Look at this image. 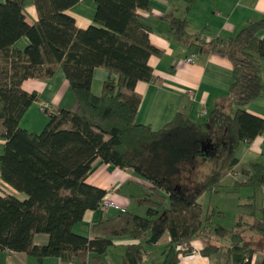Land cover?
Masks as SVG:
<instances>
[{
	"label": "trees",
	"instance_id": "trees-1",
	"mask_svg": "<svg viewBox=\"0 0 264 264\" xmlns=\"http://www.w3.org/2000/svg\"><path fill=\"white\" fill-rule=\"evenodd\" d=\"M78 0H33L37 20L26 22L23 0L0 2V135L5 144L0 154V177L27 197L0 195V247L36 255H54L65 263L104 264L103 254L122 235L156 242L168 231L162 260L154 264L183 262L179 246L199 235H209L212 213L198 201L204 190L217 192L222 178L237 163L239 144L264 134V118L245 105L264 92L261 62L264 59V16L246 23L235 35H216L201 41L203 53L227 55L233 65L228 90L207 114L195 121L177 111L162 127L153 129L136 122L141 94L137 81L155 78L148 64L151 54L162 50L149 41V26L138 9L149 0H95L94 24L78 27L65 10ZM175 37L185 45L191 33L183 18L171 20ZM28 37L23 49L15 45ZM61 66L76 99L75 109L43 111L49 120L40 132L27 131L19 121L38 94L21 86L28 77H49ZM103 67L110 76L99 93L91 88L93 70ZM202 120V122H201ZM131 167L147 179L148 190L140 203L146 214L126 207L90 225L92 236L77 233L73 225L87 209L99 208L106 190L89 183L93 161ZM209 162L202 180L196 160ZM249 186H264L263 165L252 161L244 170ZM244 205L254 206V195ZM214 211V210H213ZM254 210H251L253 214ZM220 213V212H219ZM259 236L245 237L239 229L215 227L228 244L208 242L202 255L223 252L226 264H252L255 255L264 264V202L261 217L237 219ZM45 232V244L34 243V233ZM137 262L144 261L143 244L128 246Z\"/></svg>",
	"mask_w": 264,
	"mask_h": 264
},
{
	"label": "crops",
	"instance_id": "crops-1",
	"mask_svg": "<svg viewBox=\"0 0 264 264\" xmlns=\"http://www.w3.org/2000/svg\"><path fill=\"white\" fill-rule=\"evenodd\" d=\"M22 11L27 23L33 24L37 20L33 0H23ZM65 11L73 16L78 27L84 28L95 23V0H78ZM138 11L149 26L150 43L162 50V53L151 54L148 57V64L152 67L155 78L150 81L140 80L135 84V90L141 94L136 122L158 129L177 111L186 113L195 121L200 120L203 118V108L209 110L218 96L228 90L233 77L231 60L222 53H203L199 43L202 40L210 41L216 35L233 36L249 21L263 17L264 0H149L148 9L140 8ZM173 18H184L187 21L186 29L191 33L192 39L189 45L182 44L175 37L171 23ZM263 33L264 30L260 35ZM27 43L28 37L22 35L15 45L23 49ZM187 57H193V60L186 61ZM109 76L108 69L95 67L91 82L92 90L99 93L102 83ZM261 77L264 83V59L261 62ZM21 86L28 92L35 91L38 94L37 99L28 105L19 121V125L27 131L40 132L49 120L48 113L41 109L42 103L48 104L54 110L76 108L75 96L61 66H58L49 77L23 79ZM244 107L248 112L264 118V92ZM4 144L5 137L0 135V154ZM236 155L238 161L222 178L221 186L226 184L234 189L238 187L242 189V185H245L243 182L247 179L244 170L248 169L250 162L260 161L264 172V134H258L249 142H241ZM93 165V170L86 178L89 183L104 188L105 193L109 192L118 207H126L136 213L145 210V205H142L140 200L148 190L150 182L147 179L141 177L131 167H119L102 162L99 158L93 161ZM202 193L200 195H203ZM5 194H13L20 199L27 197L25 192L18 191L0 177V195ZM202 208L204 212L207 211L204 210L203 205ZM117 211V207H110L107 210L87 209L81 220L73 225V230L91 237L90 225ZM149 235L148 232L144 238H133L129 235L113 238V243L103 254L104 264H142L143 262L148 264L152 258L163 257L161 253L163 246L171 239V235L165 231L153 243L146 241ZM251 235H253L251 242L256 245L259 237L254 233L249 234L248 237ZM47 240V233H34L35 244H45ZM195 240H191L190 244L199 249L208 243H204V240L203 243ZM140 242L143 244L145 258L142 263L137 262L133 251L128 248L130 244ZM259 260L260 256L255 255L252 264H259ZM192 261L200 264H226L223 258L220 260L217 257L216 253L208 256L202 254ZM0 264L72 263H65L54 255L44 256L39 260L31 253L0 247Z\"/></svg>",
	"mask_w": 264,
	"mask_h": 264
},
{
	"label": "rangeland",
	"instance_id": "rangeland-1",
	"mask_svg": "<svg viewBox=\"0 0 264 264\" xmlns=\"http://www.w3.org/2000/svg\"><path fill=\"white\" fill-rule=\"evenodd\" d=\"M208 165L209 162L207 160H203L201 158H198L196 160L198 175L197 180H195L196 182L202 180L203 176L206 173L205 171L208 169ZM242 187V189L240 187L234 189L231 185L225 184L218 189V192L209 190L203 191V195H200L198 197V201L202 203L205 211L208 210L210 213H212L210 219L206 222L210 232L207 236L199 235L194 238L196 239V242H198V240L201 242L204 240V243L213 241L221 245L228 244V236L219 237L217 234H215L214 228L218 226L226 227L228 230L239 228L242 234L247 238H249V234L254 233V231L251 230L248 226L244 225L243 227H238L235 225V222L239 218H242V220L252 221L253 217H261L262 206L264 202V186L258 185L253 187L242 185ZM254 191L255 193H253ZM250 195H254L253 208H251L250 205H244V203L253 200L249 197ZM252 209L254 210L255 214L250 213ZM139 214H146V206L145 210L143 212H140ZM256 244L258 245L259 243L257 242ZM216 255L220 260H222L223 252L221 250L217 252ZM160 260H162V256L152 258V260H150L148 264H154L155 262ZM142 264L146 263L143 262Z\"/></svg>",
	"mask_w": 264,
	"mask_h": 264
},
{
	"label": "built area",
	"instance_id": "built-area-1",
	"mask_svg": "<svg viewBox=\"0 0 264 264\" xmlns=\"http://www.w3.org/2000/svg\"><path fill=\"white\" fill-rule=\"evenodd\" d=\"M193 57H187L186 61H192ZM44 108H47L48 110H54L51 106H49L48 104L42 103L41 104V109L43 110ZM208 112V109L203 108L202 110V115H206ZM110 207H117L119 210H123V207H118L116 205V203L113 201L111 195L109 192L105 193L101 200L99 201V208L102 210H107ZM181 253H180V258L183 262L187 263V262H191L192 260H194L195 258L201 256L199 248L195 247V246H189L186 243H183L179 246Z\"/></svg>",
	"mask_w": 264,
	"mask_h": 264
}]
</instances>
